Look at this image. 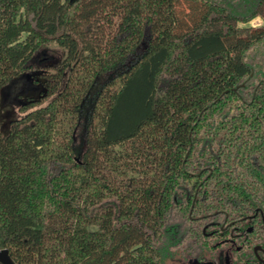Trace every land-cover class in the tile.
<instances>
[{
    "label": "trees",
    "instance_id": "1",
    "mask_svg": "<svg viewBox=\"0 0 264 264\" xmlns=\"http://www.w3.org/2000/svg\"><path fill=\"white\" fill-rule=\"evenodd\" d=\"M257 16L264 0H0V104L23 74L36 87L0 127L14 264H166L210 248L204 220L258 210L264 228V24L242 25Z\"/></svg>",
    "mask_w": 264,
    "mask_h": 264
},
{
    "label": "flooded vegetation",
    "instance_id": "2",
    "mask_svg": "<svg viewBox=\"0 0 264 264\" xmlns=\"http://www.w3.org/2000/svg\"><path fill=\"white\" fill-rule=\"evenodd\" d=\"M257 215L258 210L254 214L233 219L231 222L225 219L205 223L202 232L209 237L210 248H202L215 253V257L213 259H203V256H195L190 260L191 264H227V258H229L230 264H247V260H239V254L242 250H245L248 256H252L253 260L255 258L264 263V228L255 233V223L252 221L253 217ZM261 215L264 226V214L261 213ZM242 221H245V224L247 223L246 227H244ZM210 226H214V228L209 230ZM227 229V236L219 237Z\"/></svg>",
    "mask_w": 264,
    "mask_h": 264
},
{
    "label": "rangeland",
    "instance_id": "3",
    "mask_svg": "<svg viewBox=\"0 0 264 264\" xmlns=\"http://www.w3.org/2000/svg\"><path fill=\"white\" fill-rule=\"evenodd\" d=\"M262 24H264V19L260 16H257L250 22L242 25L259 26ZM65 55L66 51L63 47L59 46L56 42H51L47 46L43 56L41 55L40 57L44 58L43 61L48 62L51 66H58ZM35 89L36 87L32 84V82L29 81L26 74L16 78L9 86L4 89L0 104V127L5 130L8 129L10 119L19 116L20 114L19 108L22 103L21 97ZM207 222L208 220H204L202 223L205 224ZM169 241L172 242L173 239L168 240V243ZM201 245V243L190 244L188 241H185L183 244H180L174 248L172 247L171 250L168 249V247L167 249L169 251L166 254L165 263L191 264L190 260L195 256H203V259H213L215 257V253L203 249ZM164 247H167V245Z\"/></svg>",
    "mask_w": 264,
    "mask_h": 264
},
{
    "label": "water",
    "instance_id": "4",
    "mask_svg": "<svg viewBox=\"0 0 264 264\" xmlns=\"http://www.w3.org/2000/svg\"><path fill=\"white\" fill-rule=\"evenodd\" d=\"M244 83L234 88V90H237L240 86H243ZM0 261L3 264H14L7 248L0 249ZM227 264H230L229 258H227Z\"/></svg>",
    "mask_w": 264,
    "mask_h": 264
}]
</instances>
